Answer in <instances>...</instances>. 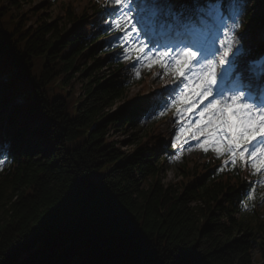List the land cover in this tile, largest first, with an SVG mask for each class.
<instances>
[{
    "label": "trees",
    "instance_id": "obj_1",
    "mask_svg": "<svg viewBox=\"0 0 264 264\" xmlns=\"http://www.w3.org/2000/svg\"><path fill=\"white\" fill-rule=\"evenodd\" d=\"M44 1L25 14L34 0H0V74L13 76L0 75V127L12 95L30 97L7 126L16 162L0 172V264H176L189 249L197 264H264V243L258 263L254 229L236 216L239 174L215 177L186 161L181 179L166 182L155 126L130 151L113 138L140 107L111 110L130 82L103 49L101 5L60 0L51 15ZM256 5L246 31L264 26V0Z\"/></svg>",
    "mask_w": 264,
    "mask_h": 264
},
{
    "label": "snow or ice",
    "instance_id": "obj_2",
    "mask_svg": "<svg viewBox=\"0 0 264 264\" xmlns=\"http://www.w3.org/2000/svg\"><path fill=\"white\" fill-rule=\"evenodd\" d=\"M112 4L110 10L105 9L111 18L104 20L105 30L120 31L123 41H128L131 35L129 44L139 46L134 53L137 64L142 61L149 67L158 64L164 75L171 73L178 81L148 97V113L180 104L191 108L189 102L194 98L198 104L207 101L196 115L203 118L208 114V124L214 126L210 135L218 134L216 151L220 152L223 144L234 158L244 159L247 153L254 169L264 168V64L257 84L255 71H238L243 62L240 48L233 52L228 47L220 60L227 66L220 70L218 82L216 64L209 57L215 56L219 49L208 43L203 32L205 25L201 23V18L207 23L214 22L220 11L215 0H209L212 6L205 10L188 7L181 0H112ZM220 45L224 46L225 41L221 40ZM130 54L133 53L125 51L126 56ZM195 257L194 250H182L176 264H197Z\"/></svg>",
    "mask_w": 264,
    "mask_h": 264
},
{
    "label": "rangeland",
    "instance_id": "obj_3",
    "mask_svg": "<svg viewBox=\"0 0 264 264\" xmlns=\"http://www.w3.org/2000/svg\"><path fill=\"white\" fill-rule=\"evenodd\" d=\"M35 2L31 5L30 3H24L23 5V9H25V14H29L31 11H33L34 8L36 7H41L42 5L44 6V0H34ZM47 1H52V5L49 6L48 8L44 9L42 11L45 12H49L51 15L56 14L58 11H56V6L59 4L60 0H47ZM253 4H255L253 6V14L254 12H257L259 7L256 9V1L257 0H250ZM80 5L78 6V8L80 9ZM252 7V6H251ZM35 20V19H34ZM71 25V24H70ZM242 37V43L244 48L250 51H253V43L258 42V41H262L264 40V28H259V30L257 31V33L255 35H251L250 33H245L243 32L241 34ZM90 63V62H89ZM103 69L106 70L107 73H109V69H107V67H104ZM103 69L101 71H103ZM125 73H128V75H130L132 77V84L128 90V99H124L121 102H118L117 104L113 105V107L111 108L112 111H118L121 109L122 105L125 102H130L133 103L137 100L141 101V102H146L145 98H143L144 95H147L149 93H151L153 90H155L156 88H159V81L160 80H164L165 76L163 75V73H155L153 75L154 79L153 82L150 84L149 89H143L142 88V84L144 83V80H142V74H141V70H137L136 68H133L131 66H127L124 69ZM137 72L139 73L137 75ZM76 76L80 75V71L75 72ZM83 79H77V89H79V91H82V85H83ZM144 94V95H143ZM143 126L138 125L136 127L132 126V128L134 129V133L138 132V129H141ZM173 127V123L171 121V118H166L163 121L162 124V129L163 131H167L168 133L170 132V128ZM113 132V138L118 139L120 141V144H122L124 146V149L126 151H130L136 144L137 138L140 135V132H138V135H134L132 133V129L129 128L128 131L123 132L117 128H113L112 129ZM200 152L198 151H192L189 155L195 156L197 158H199V154ZM163 175H164V179L166 182H175L179 179H181L180 173H179V168L177 165H167L163 167ZM256 255V259L255 261L258 263H261L262 258L261 255L259 253L255 254Z\"/></svg>",
    "mask_w": 264,
    "mask_h": 264
},
{
    "label": "bare ground",
    "instance_id": "obj_4",
    "mask_svg": "<svg viewBox=\"0 0 264 264\" xmlns=\"http://www.w3.org/2000/svg\"><path fill=\"white\" fill-rule=\"evenodd\" d=\"M251 10H252V9H247V10H246V13H247L248 11H251ZM148 108H149V107L145 108V113H146V114H148V111H147Z\"/></svg>",
    "mask_w": 264,
    "mask_h": 264
}]
</instances>
